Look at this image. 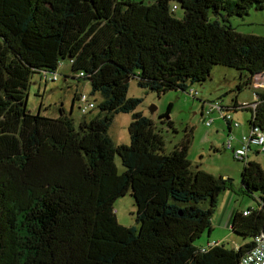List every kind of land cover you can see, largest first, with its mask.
<instances>
[{"label": "trees", "instance_id": "1", "mask_svg": "<svg viewBox=\"0 0 264 264\" xmlns=\"http://www.w3.org/2000/svg\"><path fill=\"white\" fill-rule=\"evenodd\" d=\"M263 7L264 0H0V264H240L264 226L260 164L241 161L240 194L255 207L231 217V232L248 241L237 249L196 245L233 184L191 168L190 135L166 153L161 131L135 112L140 100L127 90L136 79L157 95L188 92L214 66L243 74L238 92L251 86L264 74V37L238 33L229 19ZM63 60L101 96L99 115L78 127L62 109L57 118L26 109L32 76L54 73ZM256 97L254 108H223L250 112L248 130L264 132V91ZM119 113L132 114L129 145L114 146L107 134ZM127 193L137 227L116 219L114 202Z\"/></svg>", "mask_w": 264, "mask_h": 264}, {"label": "rangeland", "instance_id": "2", "mask_svg": "<svg viewBox=\"0 0 264 264\" xmlns=\"http://www.w3.org/2000/svg\"><path fill=\"white\" fill-rule=\"evenodd\" d=\"M135 1L152 4L155 0ZM170 6L176 8L173 10L174 16L179 19L182 18L183 11L179 5L172 2ZM229 23L240 34L264 37V7L261 10L251 9L248 15L243 18L231 17ZM46 75V78H41L40 74L32 76L26 103L27 111L34 115L40 113L45 117L57 118L61 114L60 109H62L66 115L72 118L76 127L83 120L90 121L99 115L98 104L101 102V96L99 94L92 96L90 83L83 79L79 80L73 75L69 60L61 61L54 73H47ZM242 76L243 74L235 69L214 66L206 82L195 83L190 86V89L198 92V96L195 98L182 91H168L157 95L138 87L136 79L130 81L127 90V98L140 100L135 112L152 120L161 131L166 153L172 151L175 146L185 140L187 135H190L188 159L191 162V168L200 169L216 178L231 181L233 189L224 190L221 193L216 214L228 207L233 200L239 209L255 207L253 200L240 194L241 172L244 163L236 161L232 153L224 149V145L228 141V130L220 112L215 111L210 115L214 119L211 126H207L204 122L205 113L209 110L211 103L219 102L222 107L231 108L234 101H237L239 106L254 107L253 105L257 101L256 94L259 93V90L255 89L252 84L238 92L237 86L242 81ZM54 77L56 80L52 81ZM255 81L257 83L263 82L262 79ZM75 95H85L88 99L87 104L93 103L94 108L84 114L82 108L85 105L75 100ZM170 105L171 112L167 114ZM202 106H204L203 115ZM154 108L155 110L151 112ZM230 114L233 120L240 124V128H233L231 134L232 137L236 138L234 145L237 146V139L249 131L248 122L251 114L246 111H230ZM131 121L132 114L119 113L114 115L107 132L114 146L130 144L128 127ZM167 121L172 122V127L167 125ZM248 159L259 163L264 172L263 153L255 155L250 152ZM115 165L118 173L121 174L124 167L118 156H115ZM114 211L120 225L138 226L136 221L137 209L130 193L114 202ZM214 233L223 232L218 229ZM207 238L208 233H203L196 245H205ZM247 241L230 232V237L224 244L228 248L237 249Z\"/></svg>", "mask_w": 264, "mask_h": 264}, {"label": "built area", "instance_id": "3", "mask_svg": "<svg viewBox=\"0 0 264 264\" xmlns=\"http://www.w3.org/2000/svg\"><path fill=\"white\" fill-rule=\"evenodd\" d=\"M42 76L43 78H46L47 75L46 73H43ZM261 79L263 80L262 83H257V81H255L253 83V86L257 90L261 89L264 91V74L260 75L257 78V80ZM55 80L56 77L53 78V81ZM187 93L194 98L198 96V92L193 89L189 90ZM78 101L85 105L82 108L84 114L88 110L94 108L93 103L87 104L88 99L85 95H81ZM215 111L220 112L221 117L225 120V122H227L228 125H230V129L240 128V124L237 121L233 120L230 111L225 110L219 102L211 103L209 110L205 113L206 117L204 119V122L207 126H211L213 124L214 119L210 115ZM235 139V137L228 135V141L224 145V149L229 150L236 161L248 160L250 152L264 154V132L259 128L251 127L247 134H244L239 139H237V146L234 145ZM247 214L248 212H244V215ZM240 264H264V240L261 237V234L255 239L253 248L242 258Z\"/></svg>", "mask_w": 264, "mask_h": 264}, {"label": "crops", "instance_id": "4", "mask_svg": "<svg viewBox=\"0 0 264 264\" xmlns=\"http://www.w3.org/2000/svg\"><path fill=\"white\" fill-rule=\"evenodd\" d=\"M41 78H43V76ZM259 91L262 92L263 90L260 89ZM203 111H204V106H202V114H203ZM230 132H231L230 133L231 135L233 132V129H231ZM254 154L259 155L257 152H254ZM240 210L247 211L248 209H239L236 206V202H234L233 200L232 203H230L228 207H226L225 209H222L217 214L215 212L212 218L213 230L210 234H208V238L206 239L205 245L200 246V247H211L216 244L224 243L227 239H229L230 232H231V217L235 211H240ZM218 229H220L223 233H220V234L214 233Z\"/></svg>", "mask_w": 264, "mask_h": 264}, {"label": "water", "instance_id": "5", "mask_svg": "<svg viewBox=\"0 0 264 264\" xmlns=\"http://www.w3.org/2000/svg\"><path fill=\"white\" fill-rule=\"evenodd\" d=\"M128 82V81H127ZM155 110V108L153 110H151V112H153ZM168 119V118H167ZM260 234H261V237L263 238L264 240V226L261 228V231H260Z\"/></svg>", "mask_w": 264, "mask_h": 264}]
</instances>
